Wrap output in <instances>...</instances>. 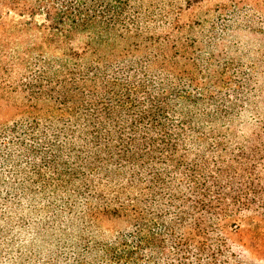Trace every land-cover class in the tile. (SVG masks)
<instances>
[{
	"label": "trees",
	"instance_id": "16d2710c",
	"mask_svg": "<svg viewBox=\"0 0 264 264\" xmlns=\"http://www.w3.org/2000/svg\"><path fill=\"white\" fill-rule=\"evenodd\" d=\"M201 1L0 0V205L122 220L114 264L231 262L264 227V115L241 134L244 87L202 54L214 23L182 21ZM230 1L215 19L262 3Z\"/></svg>",
	"mask_w": 264,
	"mask_h": 264
},
{
	"label": "rangeland",
	"instance_id": "374dc122",
	"mask_svg": "<svg viewBox=\"0 0 264 264\" xmlns=\"http://www.w3.org/2000/svg\"><path fill=\"white\" fill-rule=\"evenodd\" d=\"M261 2L257 9L248 6L237 15L223 11L225 16L215 19L217 7H233L231 1L202 0L182 17L199 35L202 29H212L214 23L213 35L219 40L210 43L209 32H205L207 46L203 42L202 54L207 58L215 52L220 63L230 62L229 73L238 75L233 82L243 85L244 99L235 109H246L239 126L244 137L258 125L256 111L264 115V0ZM241 75H248L247 80H241ZM45 199L35 193L20 207L0 205V264L115 263L105 250L125 229L122 220L102 219L91 227L83 219L69 220L64 214L60 223L50 217L54 209L45 207ZM229 246L233 254L229 264H264V227L243 224L231 235Z\"/></svg>",
	"mask_w": 264,
	"mask_h": 264
}]
</instances>
